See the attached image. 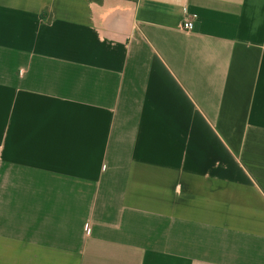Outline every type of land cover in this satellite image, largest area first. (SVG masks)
<instances>
[{
	"label": "crops",
	"instance_id": "crops-1",
	"mask_svg": "<svg viewBox=\"0 0 264 264\" xmlns=\"http://www.w3.org/2000/svg\"><path fill=\"white\" fill-rule=\"evenodd\" d=\"M0 264H264V0H0Z\"/></svg>",
	"mask_w": 264,
	"mask_h": 264
},
{
	"label": "built area",
	"instance_id": "built-area-1",
	"mask_svg": "<svg viewBox=\"0 0 264 264\" xmlns=\"http://www.w3.org/2000/svg\"><path fill=\"white\" fill-rule=\"evenodd\" d=\"M196 18V15L192 17H188L184 20L182 28L185 32H192L194 31L195 25H194V19Z\"/></svg>",
	"mask_w": 264,
	"mask_h": 264
}]
</instances>
